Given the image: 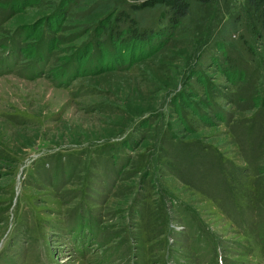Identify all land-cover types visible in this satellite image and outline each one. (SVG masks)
Here are the masks:
<instances>
[{
    "label": "rangeland",
    "instance_id": "rangeland-1",
    "mask_svg": "<svg viewBox=\"0 0 264 264\" xmlns=\"http://www.w3.org/2000/svg\"><path fill=\"white\" fill-rule=\"evenodd\" d=\"M145 1L0 0V264H264L255 14Z\"/></svg>",
    "mask_w": 264,
    "mask_h": 264
},
{
    "label": "trees",
    "instance_id": "trees-1",
    "mask_svg": "<svg viewBox=\"0 0 264 264\" xmlns=\"http://www.w3.org/2000/svg\"><path fill=\"white\" fill-rule=\"evenodd\" d=\"M249 7L253 10L256 17V24L253 28L255 35L258 38L264 39V0H246ZM146 7L154 6H166L171 12L170 21L174 26H178L181 21L186 18L191 10V3L189 0H146ZM139 7V6H138ZM142 8V7H139ZM126 18H130L129 14L124 13ZM135 20V19H133ZM227 25V24H226ZM133 39L136 42H142L150 39L149 34L145 32H139L136 28H133ZM142 45V44H141Z\"/></svg>",
    "mask_w": 264,
    "mask_h": 264
}]
</instances>
